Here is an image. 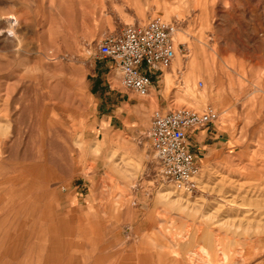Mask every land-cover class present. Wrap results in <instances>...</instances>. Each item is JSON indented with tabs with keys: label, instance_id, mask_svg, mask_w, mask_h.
Here are the masks:
<instances>
[{
	"label": "rangeland",
	"instance_id": "374dc122",
	"mask_svg": "<svg viewBox=\"0 0 264 264\" xmlns=\"http://www.w3.org/2000/svg\"><path fill=\"white\" fill-rule=\"evenodd\" d=\"M154 16L177 57L142 95L98 42ZM181 106L219 112L192 195L149 135ZM0 264H264V0H0Z\"/></svg>",
	"mask_w": 264,
	"mask_h": 264
},
{
	"label": "built area",
	"instance_id": "2783aa9c",
	"mask_svg": "<svg viewBox=\"0 0 264 264\" xmlns=\"http://www.w3.org/2000/svg\"><path fill=\"white\" fill-rule=\"evenodd\" d=\"M177 48L172 25L161 16L128 24L98 42L101 56L118 70L123 87L142 95L149 94L154 80L173 64ZM218 119L219 112L212 106L204 110L181 106L153 113L149 135L159 175L176 191L191 195L198 192L202 166L193 150L191 134Z\"/></svg>",
	"mask_w": 264,
	"mask_h": 264
},
{
	"label": "crops",
	"instance_id": "0c3cea01",
	"mask_svg": "<svg viewBox=\"0 0 264 264\" xmlns=\"http://www.w3.org/2000/svg\"><path fill=\"white\" fill-rule=\"evenodd\" d=\"M153 87H155V84H154V86ZM153 94V93H152ZM197 136H196V133H192L191 134V138H192V140H193V138H194V140H196L197 138H196Z\"/></svg>",
	"mask_w": 264,
	"mask_h": 264
},
{
	"label": "bare ground",
	"instance_id": "6f19581e",
	"mask_svg": "<svg viewBox=\"0 0 264 264\" xmlns=\"http://www.w3.org/2000/svg\"><path fill=\"white\" fill-rule=\"evenodd\" d=\"M174 32V31H173Z\"/></svg>",
	"mask_w": 264,
	"mask_h": 264
}]
</instances>
